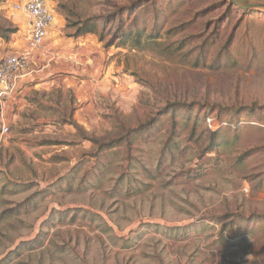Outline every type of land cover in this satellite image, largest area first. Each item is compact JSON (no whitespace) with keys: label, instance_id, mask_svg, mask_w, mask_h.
Segmentation results:
<instances>
[{"label":"rangeland","instance_id":"1","mask_svg":"<svg viewBox=\"0 0 264 264\" xmlns=\"http://www.w3.org/2000/svg\"><path fill=\"white\" fill-rule=\"evenodd\" d=\"M47 4L63 20L54 40L95 41L0 103V264H264V12ZM65 13L96 33L73 35Z\"/></svg>","mask_w":264,"mask_h":264},{"label":"crops","instance_id":"2","mask_svg":"<svg viewBox=\"0 0 264 264\" xmlns=\"http://www.w3.org/2000/svg\"><path fill=\"white\" fill-rule=\"evenodd\" d=\"M51 9L53 10V8ZM53 12L55 18L53 23L49 27V31L47 38L45 40L44 47L38 50L36 53L32 54V56L28 61V66H27L28 68L26 69V71L25 72L21 71V73L18 74L14 91L18 90V94L21 96L23 92H25L28 89V87H30V85L36 84L34 85L33 88L32 86L30 88L31 89L37 88L38 84H40L46 77L45 75L48 72H51L49 71L51 67L49 64L53 59H55L54 64L59 65L61 63L59 61H62L61 59L62 57L63 59H65V57H68L69 54H67L66 49H69L72 46L75 47L74 46L75 43L78 44L79 48L83 46H86L85 48L88 47L90 48L91 45H89L88 43H90L91 41L93 42L95 41L92 37H88V36L78 39L75 43L74 41L65 42L60 39L54 40L53 38L54 35L51 36V34H53V32H55L58 29L60 30L63 24V20L57 15V13L54 10ZM13 20H14V24L16 25L17 31L13 34L12 41L9 42V44L7 45V50H9V53L7 54L9 55L18 53L26 47L29 28H30L29 19L24 14H20V13L14 14ZM62 48L64 49V51L62 50ZM39 63L42 64V65L40 64L41 70H38V68H36L37 64ZM59 69H62V67H60ZM14 91H13L14 94L13 93H12L13 95L11 94L12 97H10L11 95L7 97L8 100L4 98V100L5 99L7 100L4 101V107L6 106L7 109H10L12 105H16V104L18 105V103H20V100L17 101V97H16L17 93H15ZM3 125L6 126V124Z\"/></svg>","mask_w":264,"mask_h":264},{"label":"built area","instance_id":"3","mask_svg":"<svg viewBox=\"0 0 264 264\" xmlns=\"http://www.w3.org/2000/svg\"><path fill=\"white\" fill-rule=\"evenodd\" d=\"M11 8L28 17L30 28L26 47L0 61V102L13 93L18 74L27 69L32 54L44 47L49 27L55 18L47 0H14ZM7 131V127L3 125L1 134L4 135Z\"/></svg>","mask_w":264,"mask_h":264},{"label":"trees","instance_id":"4","mask_svg":"<svg viewBox=\"0 0 264 264\" xmlns=\"http://www.w3.org/2000/svg\"><path fill=\"white\" fill-rule=\"evenodd\" d=\"M240 9H242V8H240ZM242 10H244V9H242ZM245 11H253V10H245ZM118 16H119V14H116L115 19H117ZM65 21L67 22L66 28L72 27L75 29V33L73 34L75 36L86 35V34L94 35L96 33L97 21H95L94 18H88V19H84V20L78 19L76 22H73V21L69 20V16H66V13H65ZM16 31L17 30H3L2 28H0V38L3 40H8L10 35L14 34ZM126 38L132 40V42H135V44H138L137 34L128 35V36H126ZM229 223H230V225H233V220L231 219L230 222L226 223V225Z\"/></svg>","mask_w":264,"mask_h":264},{"label":"water","instance_id":"5","mask_svg":"<svg viewBox=\"0 0 264 264\" xmlns=\"http://www.w3.org/2000/svg\"><path fill=\"white\" fill-rule=\"evenodd\" d=\"M236 6L244 10H253L264 12V4L250 0H231Z\"/></svg>","mask_w":264,"mask_h":264}]
</instances>
